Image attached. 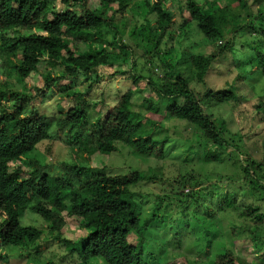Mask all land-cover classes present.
I'll list each match as a JSON object with an SVG mask.
<instances>
[{"label": "trees", "instance_id": "16d2710c", "mask_svg": "<svg viewBox=\"0 0 264 264\" xmlns=\"http://www.w3.org/2000/svg\"><path fill=\"white\" fill-rule=\"evenodd\" d=\"M132 1L0 0V264H8V252L20 247L35 245L38 254L40 243H46L44 228L37 227L40 222L65 253L59 261L44 264H65L66 259L75 264H192L184 256L171 261L167 255L164 259L166 252L163 257L144 253L150 252L146 250L149 237L144 234L157 218L173 221L166 213L171 198L167 194L156 197L152 217L141 220L137 199L151 193L136 192L135 187L169 182L163 163L175 147L179 127L199 137L198 149L190 146L182 154L183 160L194 157L221 167L225 156L233 159L242 138L259 136L264 128V95L252 100L253 108L244 113L248 124L242 136L231 135L225 116L212 111L252 98L247 80L256 79L248 85L258 82L264 86L261 0H225L228 6L210 13L203 10L206 3L177 0V44L183 43L185 30L194 28L201 37L194 47L204 45L210 50L207 54L182 50L177 58L171 55L172 46L167 48L163 42L165 36L167 42L175 37L176 32L170 31L174 10L168 0H152L144 24L134 26L129 36L143 44L142 49L137 44L135 48L148 63L147 74L134 72L139 60L132 56L137 49L134 52L121 36L123 14ZM246 31L259 37L245 40ZM228 33H233L231 41L224 39ZM127 60L132 70H117ZM227 62L226 74H235L232 81L222 88L208 87L210 72L221 73L219 65ZM44 66L50 70L42 74ZM108 66L124 76L128 86L110 103L93 102L88 94L100 81L98 68ZM156 66L155 72L152 68ZM32 74L39 77L36 86L29 83ZM139 96L140 109L135 111ZM46 103L51 106L45 109H55L54 114L47 115L42 109ZM162 121L169 126L163 127ZM39 148L50 158L63 152V158L42 164L31 157ZM124 149L140 162L154 163L145 170L131 164L125 168L91 164L95 157L108 158ZM235 160L240 165V180L220 175L219 180L229 178V182L202 187L201 175L183 174L173 181L171 186L178 188L171 191L183 184L197 187L178 203L182 221L191 209L211 220L232 212L254 226L258 234L249 238L264 264V154L262 160H256L240 151ZM54 169L58 171L52 174ZM185 179L189 181L184 183ZM208 179L204 176L202 181ZM28 214L33 225L24 221ZM67 218H74L82 231L76 239L63 237ZM246 229L250 231L248 226ZM221 230L206 227L202 231L197 241L201 245L196 246L201 247L202 255L211 264H252L234 254L235 239L224 242ZM230 233L236 235V225L230 227ZM131 234L138 238L136 245L128 242ZM170 238L178 243L180 237L173 234Z\"/></svg>", "mask_w": 264, "mask_h": 264}, {"label": "rangeland", "instance_id": "374dc122", "mask_svg": "<svg viewBox=\"0 0 264 264\" xmlns=\"http://www.w3.org/2000/svg\"><path fill=\"white\" fill-rule=\"evenodd\" d=\"M198 1L203 4L206 3V7H204L203 10L208 11V13H210L211 11L216 12L218 9L228 6V2L225 0ZM167 3L171 7V9L174 10V18L172 20V26L170 31L176 33L172 41L167 42L168 39L167 36H165L163 38V42L167 43V48L172 46V51L170 50L172 57H179L181 55L182 50H189L198 54L209 53V48L205 47L204 45H202L201 47H194L195 42L201 41V37L196 34L194 28L185 30V32L182 34V36L185 35L183 36V43L177 44L176 36L180 35V15L177 11L178 2L177 0H168ZM151 4L152 0H133L129 5L128 9L123 14L124 19L120 25L121 36L123 37L124 42L128 43V45L133 48L134 52L137 49L135 48V44H137L140 49H142L143 44L141 43V41H135L134 39H131L129 37L130 33L134 26L144 24V16L145 14L147 15L149 13V7L151 6ZM261 4H264V0H261ZM258 6L259 4L256 5L255 8H257ZM250 20L251 19H249V21L247 20L245 23L242 22V24L245 25L249 23ZM232 34L233 33H228L224 39L226 41H231ZM243 37L245 38V40H252V38H257L259 37V35L253 36L246 31ZM162 47L163 45L161 44L159 47L160 51L162 50ZM139 55H141V52L139 49H137V53L132 56V58L136 60V62L137 60H139L134 72L143 73L144 71V74H147L145 73V68L148 67V63L143 60ZM219 67H222L220 69L221 73L213 70L210 72L209 77L206 78V84L208 87L212 86L214 88H222L223 84L226 81L231 82L234 78V72L226 74V69L229 67V62L223 63L219 65ZM158 68L159 67L156 66L152 68V70L156 72L158 71ZM47 70L50 69L46 68L45 66L41 67L42 74ZM117 70L121 72H130L132 70L130 60L122 62L121 65L118 66ZM98 75L100 77V81L94 85L93 89L88 94L90 100L93 102L105 100L106 102L110 103L117 97L119 93L123 91V89H125V86H128V83L123 78L124 76H119L118 74H116L114 68H111L110 66L98 68ZM252 80L255 81L256 79ZM78 81L80 82L81 79L79 78ZM253 81L247 80L246 83L249 84V82ZM29 83L36 86L39 83L38 75L32 74L29 78ZM257 83H252V85L246 84V86L252 92V98L244 97L240 101L232 102L231 105L228 104V106L225 108L214 107L212 109L214 113H221L225 116L228 122L227 127L231 135L240 134L242 136V134L246 132L248 122L244 119L248 117V115L245 116L244 113H247L249 110H251V108H253L252 100L256 99L257 96L264 95V90H262L264 89V86H262L260 83ZM88 85L89 83H83L84 87H87ZM199 88L200 90H202V86H199ZM142 96L136 98L134 107L135 111L140 109L139 105L141 103ZM49 105L50 103L42 105V109L47 108ZM45 110L47 115L55 113V109ZM97 110L100 112H104L105 108H102L101 110H99L98 108ZM155 118H157L158 120L160 119L158 116H155ZM161 123H165L163 127L169 126V123L165 121H162ZM179 130V133H177L178 137L173 139L175 147L171 150L170 155L166 157V160H164L163 163L164 177L166 179L168 178L169 182L165 185L143 183L139 184V186H136L134 189L136 192H141L142 194L151 193V195H149L145 199H137L139 200L138 202L141 203L139 211V217L141 220H145L147 218L152 217V212L155 210V206L153 205L157 204L156 197L162 198L161 196L167 194L171 198L166 213L167 216H169V218H171L173 221L168 222V218L166 219V221L164 219H161L160 217L157 218V221L148 228L149 232L144 234L146 237H149L146 238V250L150 251L148 253H144L146 255L151 254L154 257H163V254L166 252L164 259L167 255L171 258V261L178 259V257L181 258L182 256H184L190 259L191 262H193L192 264H211V260L207 256L202 255L203 253L201 247L196 248V246L201 245L200 242L197 241L200 240L198 239L199 236L200 238L202 237V231L205 230L206 227H209L211 229L212 227H214V229H224L221 230V235L225 239L224 242L230 243L232 239H235V242L232 244V250L238 258L248 263L261 264L259 259L260 254L256 253L257 248L255 247V242L251 241V239L249 238L251 234H258V230L254 226L248 225L247 222L243 221L244 219H239L232 212L224 213L220 216L218 215L215 219L211 220L205 218L200 212L196 213L195 215L191 209H189V215L187 217V220L182 221L183 219L181 218V211L178 203L179 201H185L187 199L188 194L191 192V188L193 190H197V187L194 188L193 185L188 187L183 184L180 186V189L171 191L176 187L178 188V186L176 185L172 187L171 184H174L176 178L182 176L183 174H190L196 176L201 175L200 180L202 187L207 186L208 183L211 182L217 183L219 184V186H223L229 182V178L231 177H235L237 180H240V165L236 162L235 156L240 151H242V154L247 153L252 159L262 160L264 154V128L261 129L259 136L255 134L251 138H247V140H244L245 138H242L243 141L239 142L238 147L233 152V159L231 155L225 156L223 161L225 166L222 167L220 166V164L200 162L198 161V159H194V157H189L188 160H183L182 154L186 150V153H188V149L190 146L195 150L198 149L199 137L197 135L190 134L188 128L179 127ZM63 155V152H58L56 157L50 158L47 157V155L39 148L33 152L31 157L37 159L42 164H52L58 160H61L63 158ZM101 163H106L107 166L112 165L114 168H121V166L125 168L126 166L131 164L132 166L139 167L141 170H145L146 167L152 165L154 162L151 164L150 162L145 161L140 162L133 158L130 154H128L126 149H124L121 152H118L117 154L109 156L108 158L95 157L92 159L91 164L92 166H100ZM200 165H205V167L202 169ZM57 171L56 169H54L52 171V174H55ZM220 175H226L229 176V178L219 180ZM204 176L209 178L208 182L206 181V183L202 181ZM188 181V179H185L184 183ZM202 187L201 190H203ZM214 191L215 189H212V192ZM251 199L253 202L257 201L256 197H252ZM262 210L264 211V207H262ZM30 217L31 215L28 214L25 217L24 221L27 224L33 225V221ZM66 223L67 227L62 230L63 237L65 239L73 240L78 238V236L82 235V231L78 230L74 218H67ZM201 224L204 225L202 228ZM232 225H236V235L230 233V227ZM246 226L249 227L250 231H247ZM37 227L41 229L44 228L42 239L46 242L40 243V249L38 254H36L35 249H33L35 245H31L26 248H17L8 252V264H44L47 261H59L61 256L65 255L63 248L59 244H57L53 240V238H51L50 234H48L49 231L47 230V227H45V224L40 222L37 224ZM191 228L194 231L193 233H190ZM173 234L179 235L180 238L178 239V243L174 241V238H170V235L173 236ZM169 238L172 241L166 247L167 241L170 240ZM136 240H138V238H136L135 234H131L128 238V242L132 245L137 244ZM216 240L217 238L213 239V245ZM227 246L230 248V245ZM161 248H163V250H160ZM150 260L151 259H148L147 261L150 262ZM65 264L75 263L73 260L66 259Z\"/></svg>", "mask_w": 264, "mask_h": 264}]
</instances>
